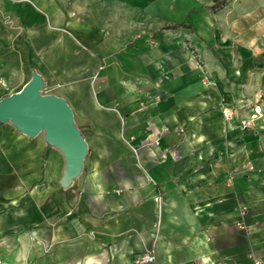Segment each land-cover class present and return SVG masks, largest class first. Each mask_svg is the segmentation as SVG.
<instances>
[{
  "label": "crops",
  "instance_id": "1",
  "mask_svg": "<svg viewBox=\"0 0 264 264\" xmlns=\"http://www.w3.org/2000/svg\"><path fill=\"white\" fill-rule=\"evenodd\" d=\"M19 3L22 86L32 69L53 84L88 150L65 187L43 133L0 123V264H140L149 249L141 264H252L264 146L259 125L241 127L254 98L230 48L165 26L67 28L58 8L46 31Z\"/></svg>",
  "mask_w": 264,
  "mask_h": 264
},
{
  "label": "rangeland",
  "instance_id": "2",
  "mask_svg": "<svg viewBox=\"0 0 264 264\" xmlns=\"http://www.w3.org/2000/svg\"><path fill=\"white\" fill-rule=\"evenodd\" d=\"M44 1L0 0V98L22 87L21 68L17 64L22 65L25 60L24 49L27 46H23L25 31L20 21L24 13L16 12L18 5H23L19 2L29 3L35 8L38 6L45 17L41 28L46 31L54 28L56 24L53 20L56 8L60 12L58 17H62L60 24L67 28H71L72 20L80 24L101 27L132 26L136 28L137 33L174 24L171 29H178L180 33H190L194 30L200 32L202 36L198 35V41L201 38L202 44L212 43L230 48L233 64L241 73L244 92L248 91L254 98L248 107L250 113L243 119L250 118L254 108L260 107V114L254 119L252 127L254 128L255 124L259 125L264 146V0H228L217 12H212L208 7L212 0H48L47 3ZM38 18L39 16L33 19L38 23L40 22ZM12 63L17 69H10ZM202 67L204 75L207 76L206 68L204 65ZM40 90L48 94L54 93L57 88L45 81ZM252 169L255 170V167ZM257 170L261 173L262 182L259 188L264 197V167ZM242 208H245L248 214L249 205H243ZM263 224L251 226L250 231L256 233L255 241H264ZM263 249L252 245V264H264Z\"/></svg>",
  "mask_w": 264,
  "mask_h": 264
},
{
  "label": "water",
  "instance_id": "3",
  "mask_svg": "<svg viewBox=\"0 0 264 264\" xmlns=\"http://www.w3.org/2000/svg\"><path fill=\"white\" fill-rule=\"evenodd\" d=\"M45 81L35 69L23 86L0 98V123L10 122L29 137L43 133L46 143L63 155V186H69L82 170L87 143L74 121L71 106L54 93L44 94Z\"/></svg>",
  "mask_w": 264,
  "mask_h": 264
},
{
  "label": "built area",
  "instance_id": "4",
  "mask_svg": "<svg viewBox=\"0 0 264 264\" xmlns=\"http://www.w3.org/2000/svg\"><path fill=\"white\" fill-rule=\"evenodd\" d=\"M260 114V107L259 106H256L254 108V112L252 114V116L248 119H242L241 120V127L242 128H249V127H252L253 125V122H254V119L257 117V115ZM153 142L156 144L158 142V138L154 139ZM133 151H136V147H132ZM171 154H172V157L173 158H177L178 157V153L175 151V150H172L171 151ZM241 213L242 214H246V211H245V208H243L241 210ZM155 259V256H154V250L153 249H149L143 253H141L140 255H138L135 259H134V262L135 263H151L153 262ZM258 263V262H256Z\"/></svg>",
  "mask_w": 264,
  "mask_h": 264
},
{
  "label": "trees",
  "instance_id": "5",
  "mask_svg": "<svg viewBox=\"0 0 264 264\" xmlns=\"http://www.w3.org/2000/svg\"><path fill=\"white\" fill-rule=\"evenodd\" d=\"M228 0H212V3L208 6L209 9L212 11V12H217L219 10H221L227 3ZM165 27L167 28H173L174 27V24L172 25H166Z\"/></svg>",
  "mask_w": 264,
  "mask_h": 264
}]
</instances>
